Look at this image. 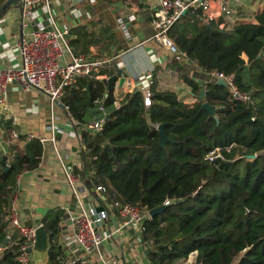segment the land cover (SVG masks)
Segmentation results:
<instances>
[{"label": "trees", "instance_id": "obj_1", "mask_svg": "<svg viewBox=\"0 0 264 264\" xmlns=\"http://www.w3.org/2000/svg\"><path fill=\"white\" fill-rule=\"evenodd\" d=\"M6 2L0 0V13ZM200 17V10L190 8L169 36L204 73L234 75L250 102L231 101L229 87L211 78L206 101L216 108L212 117L204 101L186 104L174 92L159 90L155 79L148 88L150 106L147 93L137 88L117 108L107 79L84 77L65 89L62 103L76 126L87 125L88 110L97 101L113 107L101 130L83 136L99 182L116 201L149 211L170 201L162 214L144 221L153 264H176L194 254L196 264H234L236 258L237 264H264V10L257 24L230 29L217 22L205 25ZM70 44L83 47L79 39ZM185 81L199 95L200 86ZM161 124L170 140L166 146L160 145ZM216 149L222 157L211 162L208 155ZM22 164L23 159L2 173L5 207L7 187ZM7 227L0 224L5 247L11 243ZM46 228L52 247L56 227ZM18 248H6L0 264H17Z\"/></svg>", "mask_w": 264, "mask_h": 264}, {"label": "crops", "instance_id": "obj_2", "mask_svg": "<svg viewBox=\"0 0 264 264\" xmlns=\"http://www.w3.org/2000/svg\"><path fill=\"white\" fill-rule=\"evenodd\" d=\"M52 2L58 24L70 29V42L79 39L80 45H83L71 44L77 54L112 60L96 79L108 80L122 70L121 77L113 85L115 98L126 96L131 89L146 88L156 79L159 90L174 92L182 102L193 104L199 95L193 92L185 78L194 80L200 91L211 80L210 75L186 56L175 57L153 39L150 19L159 6L157 0ZM236 10L238 24H257V16L264 10V0H244L242 7ZM36 18L43 22L48 19L42 8L36 12ZM118 20L130 33L129 38L120 29ZM214 22L219 26L224 24L226 28L233 26L224 17H217ZM21 33L19 10L12 5L5 13H0V69L20 64L16 43ZM149 73L153 74L150 78L147 77ZM121 78L125 79L123 84L120 83ZM8 107L10 121L4 124L0 117V188L6 185L2 182V173L14 165L18 167L23 159V169L7 190L12 193L18 189L17 206L25 224L56 227L48 264L68 263L81 257V248L75 242L70 227V216L78 215L83 208L94 215L100 207L110 211L104 231L115 232L101 246V253L110 263L153 264L150 256L153 246L150 241L144 240L141 226L123 227L125 219L113 207L115 199L107 190L104 194L96 190L98 186H104L87 158L83 132L94 131L91 125L101 120L76 126L63 106L52 104L47 96L34 90H25L19 83L9 86ZM10 128L16 129L21 136L16 143H10ZM31 135L34 139L28 140ZM3 150L12 155L11 161L4 157ZM37 152H40V157H37ZM67 169L78 178L74 187L79 201L68 181ZM2 194L3 189H0V200ZM5 205L0 201V224L5 222L9 227ZM2 247L0 244V250ZM90 263L103 264L96 255L88 258ZM194 263L188 258L177 264Z\"/></svg>", "mask_w": 264, "mask_h": 264}, {"label": "built area", "instance_id": "obj_3", "mask_svg": "<svg viewBox=\"0 0 264 264\" xmlns=\"http://www.w3.org/2000/svg\"><path fill=\"white\" fill-rule=\"evenodd\" d=\"M8 1V0H7ZM159 6L154 10L151 20V27L154 31L153 39L157 41L162 48L177 58L185 57L179 50L173 39L169 36L171 27L187 12L190 8L201 11V22L209 25L217 17H224L229 20L230 26L226 28L224 24L220 25L221 29H229L238 25L236 8L242 7L244 0H157ZM52 0H22L16 7L19 10V22L22 26V33L18 36L16 48L20 56V64L9 69H0V117L3 123L10 121V110L8 107V89L13 83H19L25 90H34L42 95L47 96L51 103L56 106H63L64 110L70 115V107L62 103V97L65 89L76 84L80 78H100L101 71L107 68L112 60L95 58L77 54L70 44V29L61 27L52 9ZM42 8L47 15V22L36 18V12ZM261 14V13H260ZM236 23V24H235ZM121 30L126 37L130 33L125 28L121 20H118ZM126 31V32H125ZM153 74H147L150 78ZM210 77L218 80H224L229 87L231 101L250 102L251 95L241 92L234 83V75H226L221 72H213ZM142 88L147 94L145 97L146 106L151 105L150 93L148 88ZM134 90H129L132 93ZM207 91V89H206ZM125 96L115 98V106L118 108ZM100 109L103 105L97 101ZM104 125V119L93 123L91 128L101 130ZM10 143H16L20 140L19 132L10 128L8 132ZM34 137L29 136L28 140ZM83 147L86 146L84 145ZM4 157L11 161L12 155L3 150ZM14 154V153H13ZM249 158L255 159L253 155ZM219 149L208 155V160L213 162L221 158ZM69 183L73 187L74 194L79 201V195L74 187L78 178L71 170H66ZM101 194L106 193L102 186L96 188ZM18 189L9 195V204L4 208L9 227L7 228L6 238L11 242L8 246L2 247L0 256L6 248L13 244L17 245L18 252L17 264H35L32 261L30 250L36 243L37 226H29L21 218L20 210L17 206ZM80 203V202H79ZM170 201L164 203L169 205ZM113 207L125 219L122 226L140 225L144 233V221L151 219L150 211L143 207L113 201ZM110 218V211L103 209L100 212H87L84 208L78 215L70 216V227L73 232L75 242L80 246L82 254L78 260L62 264H88V258L92 255L98 256L103 264H111L110 261L101 253L103 243L112 238L114 231H104L106 223ZM100 228L106 233L105 236L100 232ZM17 232L21 239L14 240L13 234Z\"/></svg>", "mask_w": 264, "mask_h": 264}, {"label": "water", "instance_id": "obj_4", "mask_svg": "<svg viewBox=\"0 0 264 264\" xmlns=\"http://www.w3.org/2000/svg\"><path fill=\"white\" fill-rule=\"evenodd\" d=\"M21 2L22 0H8L2 7V13H5L12 5H18ZM185 14L186 12L183 13V15ZM121 75H122V70H118L116 75H113L108 79V89H107L108 92L111 91L113 85L118 81V78L121 77ZM124 80H125L124 78H121L120 83L123 84ZM217 83L223 86H227L224 80H218ZM198 99L204 101L203 108L210 113V116L215 117L216 108L206 101V88L201 89ZM108 120H109V115H106L104 118V124H106ZM158 130L160 132V145L166 146V144L170 140L165 132V124L159 125ZM89 131L94 132L93 130H89ZM166 207L167 206H162L150 211L151 218H154L155 216L162 214L163 211L166 209ZM103 209L104 208L100 207L97 209V212H100ZM50 249H51L50 234L48 233L45 226L38 225L36 229V243L30 250L32 261L35 264H48Z\"/></svg>", "mask_w": 264, "mask_h": 264}, {"label": "rangeland", "instance_id": "obj_5", "mask_svg": "<svg viewBox=\"0 0 264 264\" xmlns=\"http://www.w3.org/2000/svg\"><path fill=\"white\" fill-rule=\"evenodd\" d=\"M229 29H230V28H229ZM112 110H113V107H111V106L105 107L103 110H101V109H100V106H98V105H96V106L90 108V109L88 110V113H87L86 118H85L86 124H91L92 121H99V120L104 119L105 116H106L107 114H109ZM100 232L102 233L103 236L106 235V233L102 230V228H100ZM13 237H14V240H16V239H17V240L21 239L20 234L17 233V232H15V233L13 234ZM195 257H196V254L191 255V256L189 257V259H190L192 262L195 261L194 264H196V258H195ZM238 260H239V258H236L234 264H237ZM177 263H178V262H177ZM177 263H176V264H177Z\"/></svg>", "mask_w": 264, "mask_h": 264}]
</instances>
